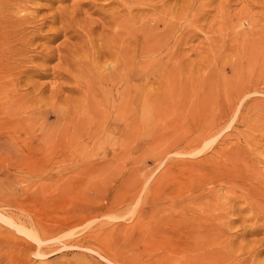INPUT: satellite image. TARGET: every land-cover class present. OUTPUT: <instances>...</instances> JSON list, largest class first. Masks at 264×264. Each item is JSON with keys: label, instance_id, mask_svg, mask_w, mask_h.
<instances>
[{"label": "rangeland", "instance_id": "1", "mask_svg": "<svg viewBox=\"0 0 264 264\" xmlns=\"http://www.w3.org/2000/svg\"><path fill=\"white\" fill-rule=\"evenodd\" d=\"M35 1L25 36L43 22V32L73 28L27 51L21 28L0 29L12 58L1 76L12 115L0 105V264H264V0H145L154 34L135 53L106 36L111 12L127 13L122 0ZM41 45L55 50L48 62ZM137 91L144 115L120 114ZM187 210L216 223L221 244L204 248L218 260L185 254L176 229Z\"/></svg>", "mask_w": 264, "mask_h": 264}, {"label": "bare ground", "instance_id": "2", "mask_svg": "<svg viewBox=\"0 0 264 264\" xmlns=\"http://www.w3.org/2000/svg\"><path fill=\"white\" fill-rule=\"evenodd\" d=\"M33 1H35V0H0V29H3V30H5V32H6V29L8 28H6L5 29V27H6V24H9V23H11V24H13L14 25V27H16V28H21L22 26H26V24L28 25L29 23H31V20H35L36 21V14L39 12V10H41V7H43V6H41V7H35V8H33L32 7V5L34 4L33 3ZM40 1V0H39ZM60 1H62V0H60ZM98 1V0H97ZM101 1V0H100ZM99 1V2H100ZM103 1H105V2H107V4H112L113 2H119L118 0H103ZM121 1V0H120ZM123 1V3H121V2H119V3H121L122 5V7L120 6L119 8H123L124 7V9H125V11H122V12H127L126 14L124 13V15H122V13L120 14V11H118V10H116V11H113V12H111V16L109 15V20L111 19V21L113 22V24H114V26L116 27L115 28V31L113 32L112 30V32L113 33H111V32H108V31H110V30H108L107 31V29H105L107 32V34H106V36L108 37V33H110L109 35H111V37H110V39H109V42L108 43H110L113 47H118V49H120L121 51L120 52H131V50H133L132 48H131V46H133L134 45V47L136 46V45H138L139 44V42H140V39L142 38V37H146V38H148V36L149 35H151V34H154V32L152 33V31L154 30L153 29V27L151 26V25H149L148 27H151L150 29L149 28H146L145 26H147V25H144L143 24V18L142 17H144V16H142V5L144 4V6L146 5V3L144 2L145 0H122ZM152 1H154V0H152ZM158 1V0H157ZM162 2H165L164 0H161ZM160 1V4L162 3ZM172 1V0H171ZM183 1V0H182ZM192 1V0H191ZM196 1H198V0H196ZM195 1V2H196ZM201 1V0H200ZM199 1V2H200ZM210 1V0H209ZM208 1V2H209ZM213 1V0H212ZM38 2V1H37ZM96 2V1H95ZM144 2V3H143ZM149 2H151V0H149ZM148 2V3H149ZM155 2V1H154ZM153 2V3H154ZM166 2H168V0L166 1ZM174 2V1H173ZM178 2V1H177ZM187 2V1H186ZM193 2V1H192ZM192 2H190V0H188V3H191L192 4V6H193V4H194V2L192 3ZM206 2V0H203L202 1V3L204 4ZM207 2V3H208ZM35 3H36V1H35ZM63 3V2H62ZM184 3H185V1H184ZM188 3H186V5H184L183 7H186V6H189V4ZM152 4V3H151ZM159 4V3H158ZM177 4V3H176ZM190 4V5H191ZM200 4V3H199ZM83 5V4H82ZM113 5V4H112ZM164 5V4H163ZM170 5V4H169ZM34 6V5H33ZM99 6V5H98ZM103 6V5H102ZM109 6V5H108ZM107 6V7H108ZM114 6V5H113ZM147 6H150L151 7V5L150 4H148ZM152 6H153V10H158V8H160V7H158V6H155L154 4H152ZM192 6H191V8H192ZM200 6H202V4L200 5ZM205 6H206V4H205ZM67 7V6H66ZM72 7V6H71ZM111 7V6H110ZM115 7V6H114ZM117 7L118 6H116L115 8L117 9ZM146 7V6H145ZM164 7V6H163ZM204 7V6H203ZM62 8V7H61ZM101 8V7H100ZM113 8V7H112ZM166 8V7H165ZM169 7H167L166 8V11H167V9H168ZM171 8H172V6H171ZM180 8H181V6H180ZM190 8V7H189ZM188 7H187V10L189 9ZM65 9V8H64ZM69 9V8H68ZM103 9H104V7H103ZM102 9V10H103ZM150 9V8H149ZM162 10H165V9H163V8H161ZM184 8H182V9H179V11H177L178 13L181 11V12H184V11H182ZM186 9V8H185ZM50 10H51V8H50ZM58 9H56L55 11H54V13L52 14V13H50V14H52L51 15V18H50V22L51 23H53L54 25H55V23H57L58 22V20H59V17H61V20L62 19H64L60 14H62V12L61 11H57ZM62 10V9H61ZM74 10V9H73ZM83 10V9H82ZM127 10V11H126ZM148 10V9H147ZM152 10V11H153ZM160 10V9H159ZM174 10V9H173ZM176 10V9H175ZM64 12L63 13H65V10H63ZM135 11V13H136V11L138 12V11H140L139 13H137L138 15H136V14H134L133 12ZM150 10H148V12H149ZM151 11V12H152ZM161 11V10H160ZM67 12V11H66ZM69 12V11H68ZM144 12V11H143ZM146 12V11H145ZM41 13V12H40ZM60 13V14H59ZM73 13H74V11H73ZM106 13H107V11H106ZM155 14H156V12H154ZM153 13V15L155 16V14ZM175 13V12H174ZM188 13V12H187ZM194 13V12H193ZM18 14H21V18L22 19H20V18H18L17 17V15ZM35 14V15H34ZM48 14V13H47ZM68 14V13H67ZM66 14V15H67ZM72 14V13H71ZM70 14V15H71ZM134 14V15H133ZM151 14V13H150ZM157 14H159V13H157ZM167 14H169L168 12H167ZM175 14H177V13H175ZM190 14V13H189ZM39 15V14H38ZM64 15V14H63ZM77 15V14H76ZM86 15V14H85ZM144 15V14H143ZM145 15H146V13H145ZM187 15V14H186ZM199 15H201V14H199ZM198 15V16H199ZM40 16V15H39ZM148 16H151V15H149L148 14ZM157 16V15H156ZM159 16V15H158ZM162 16H163V14H162ZM165 16H167V15H165ZM44 17H46V16H44ZM68 17H70L69 15H68ZM159 17H161V16H159ZM176 17V16H175ZM179 17H180V15L179 16H177V19H179ZM38 19H39V17H37ZM41 18V17H40ZM72 18V17H71ZM77 18V17H76ZM153 18V17H152ZM168 18V17H167ZM166 18V20L168 21L169 19H167ZM181 18V17H180ZM182 18H185V17H182ZM105 19V18H104ZM104 19L102 20L103 22H104ZM147 19V18H146ZM150 19V18H149ZM154 19H155V17H154ZM163 19V18H162ZM47 20H49V19H47ZM66 20H67V18L65 19V22H66ZM151 20V19H150ZM157 20H160V18H158ZM165 20V21H166ZM180 20V19H179ZM34 21V22H35ZM42 21H44V20H42ZM41 21V22H42ZM69 21H70V18H69ZM73 21V20H72ZM105 21H107V20H105ZM147 21V20H146ZM162 21V20H161ZM164 21V20H163ZM162 21V22H163ZM164 21V22H165ZM170 21V20H169ZM199 21V20H198ZM60 22V21H59ZM58 22V23H59ZM97 22V24H98V21H96ZM95 22V23H96ZM148 22V21H147ZM152 22V21H151ZM153 22L154 23H156L157 21H156V19L155 20H153ZM40 23V22H39ZM45 22H43V23H41L40 25H38L37 26V28H36V36H32V37H30L29 35H27V36H25V34H23L24 32H26V31H29L30 30V27L29 28H27V29H29V30H25L26 28H21V30H23V32L22 31H20L21 33H16V31H15V33H16V37H17V39H15V40H17V41H20L21 43L19 44V45H21V48H23L24 50H28V49H30V46H31V43H33V41L35 40V38L37 39V38H39V39H41L42 41L44 40V42H46V43H52V42H54L57 38H59V36L61 35V33H62V30L64 29V37H66V35L69 33V30H71V28H73V27H70L69 25L67 26V27H65L64 25V21H63V26H60V27H62L63 29H60V27H58L57 28V30H56V28H53L52 26H51V28H53V29H50L49 31H45V32H43L42 30L45 28H43V24H44ZM47 23V22H46ZM45 23V24H46ZM67 23V22H66ZM73 23V22H72ZM177 23V22H176ZM10 24V25H11ZM35 24H37L36 22H35ZM61 24V23H60ZM85 24V23H84ZM100 24H102V22L100 21ZM112 24V25H113ZM151 24V23H150ZM163 24H166V22L165 23H163ZM31 25H33L32 23H31ZM51 25V24H50ZM62 25V24H61ZM73 25V24H72ZM80 25H81V23H80ZM91 24H88V25H86V26H90ZM105 25H106V27H107V22L105 23ZM104 25V26H105ZM168 25V24H167ZM171 25H173V26H171L172 28H171V30L172 29H174L173 27L175 26L174 24H172L171 23ZM178 25V24H177ZM83 26V25H82ZM93 25H91V27H92ZM95 26V25H94ZM102 26H103V24H102ZM11 26H9V28H10ZM105 27V28H106ZM109 27V26H108ZM119 27V30H117V28ZM176 27V26H175ZM180 27V26H179ZM15 28V29H16ZM75 28V27H74ZM90 28V27H89ZM98 28H100V26L98 27ZM165 28H166V26H165ZM167 28H169V27H167ZM49 29V28H48ZM76 29V28H75ZM84 29H85V27H84ZM83 29V31L85 32V30ZM88 29V28H87ZM91 29V28H90ZM96 29V28H95ZM103 29V28H102ZM101 29V30H102ZM109 29V28H108ZM164 29V28H163ZM176 29V28H175ZM174 29V30H175ZM11 30V29H10ZM13 30V29H12ZM73 30V29H72ZM94 30V29H93ZM169 30V29H168ZM171 30H169V32L166 30V32H168L169 34H171ZM173 30V31H174ZM177 31H178V29H176ZM87 31V30H86ZM92 31V30H91ZM165 31V30H164ZM163 31V33H165V36H167L166 34H168V33H166V32H164ZM9 32V31H8ZM81 32V31H80ZM156 32V31H155ZM159 32V31H158ZM180 32V31H179ZM12 33V32H11ZM74 33H76L75 31H74ZM73 33V34H74ZM101 33V32H100ZM3 34H5V35H3ZM13 34L14 33H12V35L11 36H13ZM23 34V35H22ZM27 34V33H26ZM32 34V33H31ZM85 34V33H84ZM92 34V33H91ZM104 33H102V34H100V35H103ZM32 35H34V34H32ZM76 35V34H75ZM86 35V34H85ZM172 35V34H171ZM175 35V34H174ZM22 36V37H21ZM73 36V35H72ZM72 36L70 37L71 39H72ZM82 36V35H81ZM91 36V35H90ZM95 36V35H94ZM129 36V37H128ZM162 36H164V34L162 35ZM10 37V34L8 35V34H6V33H3L1 30H0V43H2L1 41L2 40H4L3 42L4 43H6V41H7V43L10 41V39L11 38H9ZM14 38H15V36H13ZM88 38H89V35L87 36ZM97 37V36H96ZM102 37V36H101ZM106 37V38H107ZM154 37H155V43H156V36L154 35ZM154 37H153V39H154ZM13 38V39H14ZM86 38V37H85ZM103 39L105 38V37H102ZM105 38V39H106ZM132 38V39H131ZM163 38V37H162ZM128 39V40H127ZM142 39H144V38H142ZM153 39H151L150 38V40H149V42L151 43V40H153ZM157 39H160V38H157ZM80 40V39H79ZM14 41V40H13ZM16 41V42H17ZM101 41V40H100ZM104 41H106V40H104ZM145 41V40H144ZM147 41V40H146ZM146 41H145V43H146ZM158 41V40H157ZM12 42V41H11ZM88 42V41H87ZM153 42V41H152ZM3 43V44H4ZM14 43V42H13ZM104 43V42H103ZM155 43H154V46H155ZM160 43V42H159ZM158 43V44H159ZM9 44H10V42H9ZM45 44V43H44ZM43 44V45H44ZM106 44V43H105ZM4 45H6V44H4ZM17 45V44H16ZM15 45V46H16ZM19 45H17V47H19ZM76 45V44H75ZM82 45V44H81ZM87 45V44H86ZM90 45V44H89ZM88 45V46H89ZM103 45V44H102ZM110 45V46H111ZM145 45H147V44H144V46H143V48L144 47H146V50H147V48L149 47H147V46H145ZM150 45V44H149ZM7 46H8V44H7ZM42 46V45H41ZM100 46V45H99ZM3 47V46H2ZM75 47V46H74ZM151 47V46H150ZM42 49H40V53H38L37 54V58H40V60H42V62L43 61H47L48 62V60H49V58H50V56L51 55H53L54 53H55V50L54 49H52V48H50V47H46V45L45 46H42L41 47ZM109 48V47H108ZM110 48H112V47H110ZM110 48L109 49H107L108 51L110 50ZM157 48V47H156ZM161 48H162V46H161ZM15 48H13V50H14ZM18 49V48H17ZM22 49V50H23ZM68 49V48H67ZM76 49V48H75ZM87 49V48H86ZM97 49V48H96ZM117 49V50H118ZM145 49V48H144ZM143 49V50H144ZM10 50H11V47H10ZM21 50V49H20ZM58 50V49H57ZM66 50V49H65ZM80 50H81V48H80ZM85 50V49H84ZM105 51L104 50V53L102 52V54H105L106 52L107 53H110L111 54V51L110 52H108V51ZM136 50H137V47H136ZM4 51V50H3ZM33 51H35V50H33ZM86 52H87V50H85ZM134 51V53L136 52L135 50H133ZM148 51V50H147ZM17 52V51H16ZM21 52V51H20ZM92 52V51H91ZM117 52V51H116ZM116 52L114 53V54H116ZM6 52H2V48H0V105H1V109L3 110L4 109V111H5V113H7V114H9V115H12V109L11 108H7L6 107V105H8V103H9V101H8V95L6 94L7 93V88H6V86L4 87V85H3V82H2V78H1V76H2V73H4L6 70V72H9L8 70H9V68H10V61H9V59H12V58H8L7 56H10V55H7L6 56V54H5ZM22 53H26V52H23L22 51ZM28 53V52H27ZM26 53V54H27ZM87 53H89V51L87 52ZM97 53V52H96ZM106 53V54H107ZM10 54V53H9ZM19 54H21V53H19ZM25 54V55H26ZM29 54V53H28ZM27 54V55H28ZM70 54V53H69ZM95 54V53H94ZM101 54V55H102ZM119 54V53H118ZM129 54V53H128ZM137 54V53H136ZM14 55V54H13ZM13 55H12V57H13ZM18 55V54H17ZM24 55V56H25ZM26 55V56H27ZM88 55V54H87ZM111 55H113V52H112V54ZM131 55V54H130ZM19 56V55H18ZM66 56V55H65ZM91 56V55H90ZM100 56V55H99ZM99 56H97L98 58H99ZM114 56V55H113ZM118 56H120V55H116V58L118 57ZM21 57V56H20ZM23 57V56H22ZM21 57V58H22ZM52 57V56H51ZM86 57H88V56H86ZM96 56H94V57H92V58H97ZM127 57V56H126ZM130 57V56H129ZM133 57V56H132ZM135 57V56H134ZM133 57V58H134ZM16 58H17V56H16ZM113 58H115V57H113ZM30 59V58H29ZM78 59V58H77ZM100 59V58H99ZM130 59H131V57H130ZM16 60V59H15ZM96 60H98V59H95V61ZM126 60V59H125ZM12 61H14V58H13V60ZM21 61V60H20ZM23 61H25L24 59H23ZM94 61V59H93V62H95ZM18 62V61H17ZM30 63H32L33 61L31 60V61H29ZM77 62V61H76ZM98 62V61H97ZM131 62H134V61H131ZM12 63H14V62H12ZM16 63V62H15ZM24 62H20V64H23ZM29 63V64H30ZM96 63V62H95ZM125 63V62H124ZM17 64V63H16ZM25 64V63H24ZM28 63H26V65H27ZM89 64H90V62H89ZM118 64V58H117V61H116V63L114 64V66L115 65H117ZM127 64H129V63H127ZM127 64L125 65V68H127L128 66H127ZM13 65H15V64H13ZM12 65V66H13ZM19 65V64H18ZM36 65V64H35ZM91 65V64H90ZM89 65V66H90ZM93 65H95L94 63H93ZM96 65H97V63H96ZM131 65V64H130ZM134 65V64H133ZM43 66V65H42ZM45 66V65H44ZM110 66V65H109ZM108 66V67H109ZM113 66V70H115L116 72L115 73H117L118 71H120V68L119 67H114ZM134 66H136V65H134ZM26 67V66H25ZM40 67V66H39ZM19 68V67H18ZM27 68V71H29L30 70V67H26ZM25 68V69H26ZM33 68V67H32ZM41 68V67H40ZM132 68V67H131ZM10 69H12V68H10ZM16 69V68H15ZM21 69V68H20ZM42 69V68H41ZM44 69V68H43ZM47 70H49V69H47ZM99 70H107L106 69V66H100V68H99ZM127 70V69H126ZM133 70V69H132ZM26 71V70H25ZM24 71V72H25ZM36 71V73H38L39 75H45L43 72H45V71H42V70H35ZM135 71V70H134ZM22 72V71H21ZM20 72V73H21ZM47 72V71H46ZM45 72V73H46ZM77 72V71H76ZM27 73V72H26ZM35 73V74H36ZM48 73V72H47ZM70 73V72H69ZM122 73H124L123 72V70H122ZM125 73H126V71H125ZM132 73V72H131ZM139 73V72H138ZM137 73V74H138ZM7 75H9L10 74V72L9 73H6ZM5 74V75H6ZM23 74V73H22ZM25 74V73H24ZM6 75V76H7ZM20 75V74H19ZM116 75V74H115ZM118 75V74H117ZM126 75V74H125ZM139 75V74H138ZM6 76H4V77H6ZM73 76V75H72ZM76 76V75H75ZM139 76H141V74L139 75ZM138 76V77H139ZM3 77V78H4ZM15 77V76H14ZM18 77V76H17ZM44 77H46V76H44ZM71 77V76H70ZM136 77H137V75H136ZM66 78H68V77H66ZM117 78H118V76H117ZM119 78H121V77H119ZM123 78V77H122ZM6 79H8V78H6ZM89 79V78H88ZM128 79H130L131 80V78H128ZM5 79H3V81H4ZM11 80V79H10ZM10 80L8 81V82H10ZM67 80V79H66ZM106 81H109L110 80V78L108 77V78H106L105 79ZM119 80V79H118ZM70 81V80H69ZM76 81V80H75ZM89 81V80H88ZM139 81V80H138ZM5 82H6V80H5ZM77 83V82H76ZM100 83V82H99ZM78 84V83H77ZM6 85V84H5ZM9 85V84H8ZM12 85H14L15 86V84H12ZM140 85H141V83H140ZM246 86V85H245ZM10 88V87H9ZM58 88V87H57ZM62 89V88H61ZM137 89V88H136ZM55 90V89H54ZM11 91H13V90H11ZM138 92L139 91H137V92H135V95L133 96V98H128V100L125 102V103H122V104H120L119 106H118V111L120 112V114H123L124 116L125 115H128V116H135V115H140V116H142V115H144L143 114V106H144V104L142 103L141 104V99H140V101H138L137 100V98H138ZM54 94V93H53ZM56 97V96H55ZM132 97V96H131ZM143 105V106H142ZM147 105H149V104H147ZM146 105V106H147ZM9 106V105H8ZM131 108V109H130ZM148 108V107H147ZM0 109V110H1ZM8 109V110H7ZM145 113V112H144ZM133 122V121H132ZM130 125L131 124H129V128H130ZM10 134V133H9ZM229 161V160H228ZM214 166V165H213ZM217 167V166H216ZM242 175V174H241ZM233 177H236V176H233ZM232 177V178H233ZM245 178V177H244ZM244 180V179H243ZM156 198V197H155ZM157 199V198H156ZM201 199V198H200ZM197 200H199L198 198H197ZM195 201V200H194ZM193 201V202H194ZM196 202H198V201H196ZM214 202V201H213ZM210 203V202H209ZM208 203V204H209ZM212 203V202H211ZM215 203V202H214ZM213 203V204H214ZM195 205V204H194ZM209 205H211V204H209ZM217 205V204H216ZM235 205V204H234ZM233 205V206H234ZM250 206V205H249ZM216 207V206H215ZM214 207V208H215ZM213 208V209H214ZM218 208V207H217ZM216 208V209H217ZM251 208V207H250ZM215 209V210H216ZM182 210V209H181ZM235 210V209H234ZM216 211H218V209L216 210ZM199 212L200 211H198V212H196V211H194V213H192V212H190L189 213V211L187 210V212H185L183 215H181V220L180 219H178V225H179V227L176 229V230H179V233H180V236L179 237H181V241L185 244V249H184V252H185V254H187L188 256H190L191 258H193V257H196V259L197 260H204L205 262L204 263H206V261L207 260H211V259H213V258H215V260H218V253L219 252H216V251H213L212 253L211 252H209V253H206L205 252V248L204 247H206V245L207 244H209V246H211V245H213V247L215 246V245H219V244H221L220 243V240H221V238L218 236V234H220V233H218V231H220V230H218V228L216 229L215 227L217 226L216 225V223H215V225H214V228L213 227H211V225H209L208 223V220H209V218L211 217H207V216H205V215H203V214H199ZM220 211H218V213H219ZM221 212H223V210L221 211ZM213 213V212H212ZM215 213V212H214ZM224 216H225V214H224ZM216 217V216H215ZM212 218H213V216H212ZM208 219V220H207ZM218 219V216H217V218H216V220ZM219 219H220V216H219ZM260 220V219H259ZM177 221V220H176ZM206 221V222H205ZM210 221V220H209ZM214 221V220H213ZM219 221V220H218ZM217 221V222H218ZM224 222V221H223ZM219 224V223H218ZM228 224V223H227ZM227 224H225V226H228ZM230 224H232V223H230ZM229 224V225H230ZM177 225V226H178ZM213 226V225H212ZM174 228V227H173ZM222 229V228H221ZM229 236V235H228ZM177 243V242H176ZM179 246V245H178ZM180 246H183V245H180ZM208 249H209V247H208ZM215 249V248H214ZM212 251V250H211ZM217 258V259H216ZM220 259V258H219ZM214 260V261H215ZM220 262H221V260H219ZM216 262V261H215ZM214 262V263H215ZM210 263V262H209ZM210 264H212V263H210ZM219 264V263H218Z\"/></svg>", "mask_w": 264, "mask_h": 264}]
</instances>
